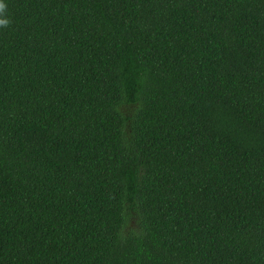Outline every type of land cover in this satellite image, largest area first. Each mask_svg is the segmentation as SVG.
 <instances>
[{"label": "trees", "instance_id": "trees-1", "mask_svg": "<svg viewBox=\"0 0 264 264\" xmlns=\"http://www.w3.org/2000/svg\"><path fill=\"white\" fill-rule=\"evenodd\" d=\"M0 264H264V0H4Z\"/></svg>", "mask_w": 264, "mask_h": 264}, {"label": "clouds", "instance_id": "clouds-1", "mask_svg": "<svg viewBox=\"0 0 264 264\" xmlns=\"http://www.w3.org/2000/svg\"><path fill=\"white\" fill-rule=\"evenodd\" d=\"M11 24V20L7 14V4L4 0H0V29H7Z\"/></svg>", "mask_w": 264, "mask_h": 264}]
</instances>
